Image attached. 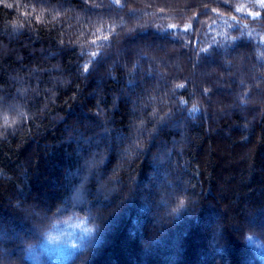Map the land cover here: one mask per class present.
<instances>
[{"label": "trees", "instance_id": "trees-1", "mask_svg": "<svg viewBox=\"0 0 264 264\" xmlns=\"http://www.w3.org/2000/svg\"><path fill=\"white\" fill-rule=\"evenodd\" d=\"M0 264H264V0H0Z\"/></svg>", "mask_w": 264, "mask_h": 264}, {"label": "rangeland", "instance_id": "rangeland-1", "mask_svg": "<svg viewBox=\"0 0 264 264\" xmlns=\"http://www.w3.org/2000/svg\"><path fill=\"white\" fill-rule=\"evenodd\" d=\"M53 231L54 234L48 239V243L50 244V246H48L50 249L49 252L55 254L60 260L67 258L85 236V231L82 229L78 233L77 225L74 224L71 226L59 227L52 230V232Z\"/></svg>", "mask_w": 264, "mask_h": 264}, {"label": "clouds", "instance_id": "clouds-1", "mask_svg": "<svg viewBox=\"0 0 264 264\" xmlns=\"http://www.w3.org/2000/svg\"><path fill=\"white\" fill-rule=\"evenodd\" d=\"M88 231L89 232H94L95 228L92 225H88Z\"/></svg>", "mask_w": 264, "mask_h": 264}]
</instances>
